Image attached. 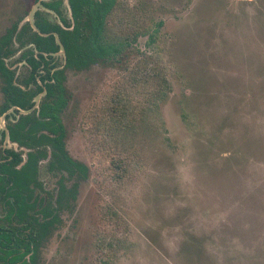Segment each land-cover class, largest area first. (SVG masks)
<instances>
[{
  "label": "rangeland",
  "instance_id": "obj_1",
  "mask_svg": "<svg viewBox=\"0 0 264 264\" xmlns=\"http://www.w3.org/2000/svg\"><path fill=\"white\" fill-rule=\"evenodd\" d=\"M34 3L0 0V36ZM109 26L139 35L68 71L66 144L89 171L41 264H264V0H119Z\"/></svg>",
  "mask_w": 264,
  "mask_h": 264
},
{
  "label": "trees",
  "instance_id": "obj_2",
  "mask_svg": "<svg viewBox=\"0 0 264 264\" xmlns=\"http://www.w3.org/2000/svg\"><path fill=\"white\" fill-rule=\"evenodd\" d=\"M59 4V0L44 3L45 6L60 13ZM116 5H118V0H71L75 19V26L72 30L62 27L59 23L52 22L43 11L35 13V23L42 32L56 31L59 33L61 42L66 49V64L64 68L53 70L55 66L50 65V63L55 61V57L50 53L58 51L60 45L57 44L54 34L43 36L38 32H33L30 41L32 40L36 44L38 50L49 54L48 58L42 53L39 54V58L31 54L28 60L33 68L29 81L35 84L34 88L28 87L29 82H24L26 89L15 84L14 72L9 69L3 58L15 51L13 37L17 33V24H14L0 37V77L2 78V91L5 97L3 109L12 105H19L28 109L33 105L34 96L46 91L40 105L39 115L37 111L32 114L21 115L20 121L10 127L11 138L19 141L22 145L29 146L31 139L40 138L37 131L44 128L50 129L49 131L56 135L50 139L55 150V157L58 160H65L68 167L78 168L82 172H86V165L68 155L63 141L64 132L61 124V112L67 102L66 88L63 84L65 70L66 68L85 69L102 60L117 58L128 48L130 40L135 41L137 39L139 33H135L133 36L121 35L110 28L108 17L112 15V10ZM31 28L29 23L24 26L17 36L20 42L23 31ZM142 33H147V31ZM149 34L151 42H154V32ZM156 54L160 59V55L157 52ZM160 62L163 64L162 59H160ZM165 68L168 72L166 65ZM42 69L45 71L41 72ZM39 80H41V83ZM167 89H170V86H167ZM33 118L37 121L29 125V121ZM13 163L11 160L0 163V172L3 173L0 176V181L2 180L0 190L6 194V213L10 216L13 214L29 215L30 217L33 214L38 215L41 209L38 208L36 199L33 198L32 179H30L34 174L33 157L30 155V159L20 170H10ZM117 166L121 167L122 164L118 163ZM26 220L29 221L28 223H33L31 229L37 231L36 240L38 238L41 240L46 233L44 230L47 224L42 225V222L36 216H32L33 222L30 219ZM2 223L0 220V247L4 245V240H6L10 246L14 247L12 252L15 251L17 254L10 258L11 260H5L0 254V264H26L25 255L32 247L31 242L33 244L34 241L25 242L16 233L20 230L17 226L7 229ZM9 223L14 222L9 221Z\"/></svg>",
  "mask_w": 264,
  "mask_h": 264
},
{
  "label": "flooded vegetation",
  "instance_id": "obj_3",
  "mask_svg": "<svg viewBox=\"0 0 264 264\" xmlns=\"http://www.w3.org/2000/svg\"><path fill=\"white\" fill-rule=\"evenodd\" d=\"M51 0H35V3L33 6H36V8L28 13V18H22L19 19L18 21H15L10 27H8L5 31L9 28H11L14 24H17V33L13 37L14 41V48L15 51L11 53L7 57H3L6 65L9 67L14 72V80L15 84L21 86L22 88L26 89V85L24 82H29L28 87L34 88L35 84L31 81L30 79V74L32 73V66L29 63V58L32 54L35 55L37 58H39V54L42 53L46 58H48V53L47 52H42L38 50L36 44L30 39H31V34L33 32H38L40 35L43 36H48L50 34H54L55 39L57 44L60 45V49L56 52H51L50 54L55 57V61H52L50 65L55 66V69H61L65 67L66 64V49L64 45L61 42L60 35L56 31L52 32H42L39 27L35 23V13L37 11H43L46 13V17L51 20L52 22L59 23L62 27L66 29L72 30L75 26V19L73 16V9L71 6V0H59V11L58 13L56 10L49 8L44 5L45 2H49ZM119 2V0H118ZM65 5L68 9L69 16L65 15ZM117 8V5L115 8L112 10L113 11ZM111 16L108 17V24H109V19ZM29 23L30 26L32 27L31 29H26L23 31L21 35V42L17 38L18 34L22 31L24 26ZM3 33V34H5ZM2 34V35H3ZM1 35V36H2ZM0 36V37H1ZM133 36V35H130ZM137 40V39H136ZM136 40H130V45L128 46V49L131 48L132 44L136 42ZM150 40V38H149ZM126 50L124 52H126ZM123 52V53H124ZM119 55L117 58H109L102 60L100 62L106 61V60H116L120 58ZM18 56L15 62L21 64L22 67L14 66L12 64L8 63V60ZM99 63V62H97ZM95 63V64H97ZM94 65V64H92ZM91 65V66H92ZM90 66V67H91ZM43 67V65H42ZM89 68V67H88ZM85 69H73V68H66L65 70V78H64V86L66 88V105L61 112V124L63 126V141L65 144V148L67 150V153L69 156H71L74 160L82 162L86 165L87 170L86 172H82L78 168H74L72 166H67L65 160H58V158L55 157V150L53 147V144L51 143V137H55V133H52L49 131L50 129H40L37 131L38 136L40 138L38 139H31L30 140V145H22L19 141L13 140L10 136V127L14 124L20 121L21 115H26V114H32L35 111H37L39 115V110H40V105L43 100V97L45 96L46 91L40 92L36 94L32 100L33 105L31 107L27 108H22L19 105H12L9 108L3 109L5 104H4V93L2 91V78L0 77L1 80V85H0V91L2 94V102L0 104V119L2 120V127L3 130L1 132V140L3 142L5 141V147L3 146L1 151H0V163L11 160L13 163V166L10 167V170H20L23 168V166L28 162L30 159V155L33 157V163L34 165V174L30 178L32 179L31 181V186H32V191H33V198L36 199V202L38 204V208L41 209V212H39L38 215L33 214L32 216H36L37 219L42 222V225L46 226V229L44 230L46 233L42 236L41 240L38 238L37 239V231L32 230L31 228L33 227V223H28L26 219H30L32 221V216L30 217L29 215H7L6 213V201H5V196L6 194L0 190V220L3 222L2 224L5 225L7 229H11L12 226H17L20 230L16 231V233L22 238L25 242L33 240V244L31 242L32 247H30V250L28 254L25 255V262L26 264H41L40 261V253L41 250L50 236V234L53 232V230L58 226L61 222V217L60 214L61 212L67 207L69 204L70 200H74L77 194L78 190V184L76 181L77 179H85L89 168L88 165L76 158H74L66 144V137H67V130L66 126L63 120V115L64 112L69 104V99H70V92L67 88V79H68V71L69 70H74V71H81V70H86ZM45 70H41V72H44ZM41 83V80H39ZM37 119L33 118L29 121V125L31 123H35ZM45 135V136H44ZM9 142V144H8ZM8 150V151H7ZM4 156V157H3ZM18 157V159H17ZM20 158V159H19ZM42 163L46 164L47 170L54 174L56 177V185H55V192L51 191L49 187L47 186V183L44 182L40 177L41 173V166ZM3 173L0 172V176H2ZM72 180V183L69 185L68 182ZM2 180L0 181V183ZM13 200V198H12ZM9 221H13L14 223H9ZM33 222V221H32ZM48 222V223H47ZM14 230V228H12ZM4 245L0 247V254L5 260H11L10 258H13L17 252H12L13 248L12 246L9 245V242H6L4 240ZM36 241H37V246H36ZM8 244V245H7ZM35 245V246H34ZM37 247V250H36ZM2 260V259H1ZM4 261V260H2Z\"/></svg>",
  "mask_w": 264,
  "mask_h": 264
},
{
  "label": "water",
  "instance_id": "obj_4",
  "mask_svg": "<svg viewBox=\"0 0 264 264\" xmlns=\"http://www.w3.org/2000/svg\"><path fill=\"white\" fill-rule=\"evenodd\" d=\"M34 7H36V6H34Z\"/></svg>",
  "mask_w": 264,
  "mask_h": 264
}]
</instances>
